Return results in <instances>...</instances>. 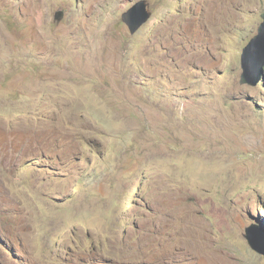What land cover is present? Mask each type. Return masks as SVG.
I'll return each mask as SVG.
<instances>
[{"label": "rangeland", "instance_id": "rangeland-1", "mask_svg": "<svg viewBox=\"0 0 264 264\" xmlns=\"http://www.w3.org/2000/svg\"><path fill=\"white\" fill-rule=\"evenodd\" d=\"M139 1L0 0L3 264H264V0Z\"/></svg>", "mask_w": 264, "mask_h": 264}, {"label": "water", "instance_id": "water-1", "mask_svg": "<svg viewBox=\"0 0 264 264\" xmlns=\"http://www.w3.org/2000/svg\"><path fill=\"white\" fill-rule=\"evenodd\" d=\"M65 13L55 14L56 24H60ZM153 11L147 0L139 1L134 7L123 14V23L129 29L131 35H136L152 19ZM243 73L241 85L257 87L264 80V22L259 27L258 35L255 36L243 50L241 57ZM245 238L250 247L259 254L264 255V234L255 226L246 229ZM0 264H3L0 256Z\"/></svg>", "mask_w": 264, "mask_h": 264}, {"label": "clouds", "instance_id": "clouds-1", "mask_svg": "<svg viewBox=\"0 0 264 264\" xmlns=\"http://www.w3.org/2000/svg\"><path fill=\"white\" fill-rule=\"evenodd\" d=\"M262 82H264V80L262 81ZM254 226V225H253ZM256 227V226H255ZM257 228V227H256ZM73 230L76 232V229L73 227ZM246 239V238H245ZM247 240V239H246ZM248 242V241H247ZM249 244V243H248ZM250 246V245H249ZM2 248L4 249V247L2 246ZM253 250V249H252ZM256 252V251H255ZM257 253V252H256ZM259 254V253H258ZM260 255H262V254H260ZM0 256H1V252H0ZM262 256H264V255H262ZM2 260V259H1Z\"/></svg>", "mask_w": 264, "mask_h": 264}, {"label": "bare ground", "instance_id": "bare-ground-1", "mask_svg": "<svg viewBox=\"0 0 264 264\" xmlns=\"http://www.w3.org/2000/svg\"><path fill=\"white\" fill-rule=\"evenodd\" d=\"M137 3H138V2H137ZM137 3H136V4H137ZM136 4H135V5H136ZM148 4H149V2H148ZM135 5H134V6H135ZM149 5H150V4H149ZM134 6H133V7H134Z\"/></svg>", "mask_w": 264, "mask_h": 264}]
</instances>
